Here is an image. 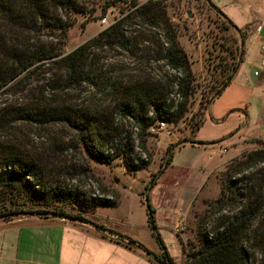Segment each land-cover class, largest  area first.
Instances as JSON below:
<instances>
[{
	"label": "trees",
	"instance_id": "trees-1",
	"mask_svg": "<svg viewBox=\"0 0 264 264\" xmlns=\"http://www.w3.org/2000/svg\"><path fill=\"white\" fill-rule=\"evenodd\" d=\"M118 1H104L101 14ZM203 1L239 42L235 61L205 99L206 110L241 62L248 27L237 29L210 0ZM130 3L125 14L97 35L62 53L70 13L86 12L84 5L78 0H0V216L45 213L34 207L57 201L83 211L116 205L112 198L86 197L59 178L63 155L85 154L105 164L120 158L127 171L144 168L149 164L148 131L176 123L188 111L194 75L178 41V24L162 0ZM125 120L136 130L133 137L121 135ZM52 126L68 133L60 131L54 138ZM172 148L169 144L166 152ZM258 163L264 164L263 149L225 166L217 202L225 199L233 214L221 217L211 231L199 220L195 241L185 251L182 247V264H264V175H244ZM86 168L82 163L74 170L80 174ZM146 215L152 237L164 250L161 259L173 264L155 231L153 210Z\"/></svg>",
	"mask_w": 264,
	"mask_h": 264
},
{
	"label": "rangeland",
	"instance_id": "rangeland-1",
	"mask_svg": "<svg viewBox=\"0 0 264 264\" xmlns=\"http://www.w3.org/2000/svg\"><path fill=\"white\" fill-rule=\"evenodd\" d=\"M78 1L86 12L70 13L72 22L61 45L62 53L69 52L107 27L100 23L103 16L107 22L117 19L130 9L132 3L118 1L108 6L102 15L101 6L106 0ZM135 1L143 3L146 0ZM162 1L169 18L179 26L178 41L188 56L194 75V93L188 111L178 122L162 123L148 131L146 148L149 164L144 168L127 171L120 158L105 164L75 152L63 155L57 165L59 178L65 179L69 187H78L86 197L117 200L114 207L99 205L98 212L112 217H127L134 228L124 232L133 234L138 241L149 238V234L140 228L145 219L147 201L153 210L155 231L161 240L169 244L168 237H173L172 231L182 235L181 257L175 263L182 264V247L185 251L188 244L195 241L199 220H204L208 231H211L221 217L233 214L232 205L225 199L217 202L225 166L248 152L264 150V74L253 76L260 58V43L248 42L247 46L252 44V48L242 65V78L243 82L249 81V86L234 88L228 85L212 98L206 110H202L205 99L213 95L214 87L227 73V65L237 57V34L232 28H227L222 18L203 0ZM254 6L264 11V0H257ZM187 11L192 17L187 16ZM59 127L49 128L54 138L62 132L68 133L67 128L61 130ZM121 129V135L133 137L136 133L130 120L123 121ZM66 137L70 138L69 135ZM169 144L173 148L167 153ZM134 152L145 158L138 149L135 148ZM168 159L171 162L164 167ZM82 163L87 168L79 174L74 168ZM160 171L163 172L160 174ZM244 175L261 177L264 164H256ZM35 208L45 211L39 214L41 216L81 217L97 228L105 229L98 224L99 219L91 215L95 207L83 211L74 203L57 201L48 207ZM94 214L98 215L96 210ZM255 256L259 259L257 253Z\"/></svg>",
	"mask_w": 264,
	"mask_h": 264
},
{
	"label": "crops",
	"instance_id": "crops-1",
	"mask_svg": "<svg viewBox=\"0 0 264 264\" xmlns=\"http://www.w3.org/2000/svg\"><path fill=\"white\" fill-rule=\"evenodd\" d=\"M210 1L237 29H249L242 47V60L229 83V86L234 88H247L249 81L243 82L242 65L247 61L252 48V44L248 47L247 43H261L264 40V11L254 6L257 0ZM257 26L261 27L259 32L255 30ZM99 207L98 205L94 208L98 215L94 212L91 214L95 215L99 219L98 224L105 228L98 229L99 231L88 225L64 219L18 216L6 221L0 220V264H158L151 259L150 261L140 250L124 245L129 239L153 255L162 252L151 235L146 214L140 228L149 234V238L143 237L144 239L140 238L138 241L133 234L124 232L134 228L127 217L119 218L99 213ZM171 234L173 237H168V244L161 240L158 233L165 251L175 264L181 257L183 237L175 231Z\"/></svg>",
	"mask_w": 264,
	"mask_h": 264
},
{
	"label": "water",
	"instance_id": "water-1",
	"mask_svg": "<svg viewBox=\"0 0 264 264\" xmlns=\"http://www.w3.org/2000/svg\"><path fill=\"white\" fill-rule=\"evenodd\" d=\"M186 14H187L188 17H192V15H191V13L189 11H187ZM235 71L233 72V74L235 73ZM231 79H232V77L229 78L225 82V84L220 88V90L216 93L215 96L219 95L229 85ZM166 164H167V162H165L163 164V166L165 167ZM145 205H146V211L149 213L150 207H149L147 201L145 202ZM6 216H9V217L32 216V217H36V218H39V219H49V218H53V219H64V220L72 221V222H75V223H79V224H83V225H88L89 227H92L94 230L99 231L98 228H97V226L94 225V224H92L91 222H89V221H87V220H85L83 218H78V217L69 216V215L64 216V215L56 214V215H50V216H41V215H39L36 212L28 211V212L11 213V214H8V215H6V214L5 215H1L0 216V220L4 219ZM126 244L129 245L130 247L134 248V249L140 250L146 257H148L149 259H151L152 261H154V262H156L158 264H171L168 259L162 260L157 255H153L149 251H147L145 249H142L136 243L126 242ZM162 251L164 252L163 249H162Z\"/></svg>",
	"mask_w": 264,
	"mask_h": 264
},
{
	"label": "built area",
	"instance_id": "built-area-1",
	"mask_svg": "<svg viewBox=\"0 0 264 264\" xmlns=\"http://www.w3.org/2000/svg\"><path fill=\"white\" fill-rule=\"evenodd\" d=\"M130 1L131 0H128L129 3H130ZM137 4H141V3H137ZM115 20L116 19H112L110 22H107L106 21V18L103 16L101 18V20H100V23L103 24V25H105V26H108L109 24H111ZM255 30L257 32H259L261 30V27L260 26H257L255 28ZM259 55H260V58L258 60V64H257V66L254 68V70L252 72L253 76H259L261 74H264V40L259 45Z\"/></svg>",
	"mask_w": 264,
	"mask_h": 264
},
{
	"label": "flooded vegetation",
	"instance_id": "flooded-vegetation-1",
	"mask_svg": "<svg viewBox=\"0 0 264 264\" xmlns=\"http://www.w3.org/2000/svg\"><path fill=\"white\" fill-rule=\"evenodd\" d=\"M158 257H160V258H162V255H161V253L159 254V255H157Z\"/></svg>",
	"mask_w": 264,
	"mask_h": 264
}]
</instances>
